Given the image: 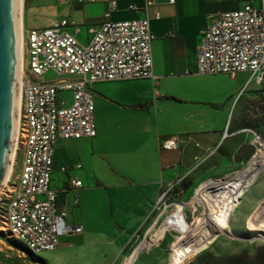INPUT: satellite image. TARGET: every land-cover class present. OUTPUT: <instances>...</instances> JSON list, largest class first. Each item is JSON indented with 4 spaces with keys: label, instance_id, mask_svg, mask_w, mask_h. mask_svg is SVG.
I'll return each instance as SVG.
<instances>
[{
    "label": "crops",
    "instance_id": "0c3cea01",
    "mask_svg": "<svg viewBox=\"0 0 264 264\" xmlns=\"http://www.w3.org/2000/svg\"><path fill=\"white\" fill-rule=\"evenodd\" d=\"M169 1L66 3L61 20L69 21L68 32L77 30L80 43L87 42V28L104 21L107 13L109 21L146 16L153 36L154 77L93 84L95 137L61 140L55 146L51 187L58 191V205L69 210L67 221L82 227L81 233L65 236V244L77 246L75 257L91 245L98 256H103L104 246L117 252L128 235L139 233L155 199L174 182L191 186L214 172L242 170L251 160V131L264 122L242 114L264 105V80L257 85L248 73L229 77L195 70L201 30L241 3ZM156 12L159 19H154ZM168 137H174L177 146L161 150L159 141ZM71 179L82 187L63 193ZM74 196L78 206L71 209ZM91 234L102 238L91 242Z\"/></svg>",
    "mask_w": 264,
    "mask_h": 264
},
{
    "label": "built area",
    "instance_id": "2783aa9c",
    "mask_svg": "<svg viewBox=\"0 0 264 264\" xmlns=\"http://www.w3.org/2000/svg\"><path fill=\"white\" fill-rule=\"evenodd\" d=\"M252 1L258 2V6L254 7ZM145 2L150 5L152 0ZM237 2L241 7L219 13L201 30L195 70L200 75L229 77L248 73L251 81L261 85L264 80V0ZM115 6L112 2L111 7ZM128 8L134 9V5L129 4ZM159 17L156 12L154 19ZM107 18L108 13L104 21L87 28L86 43L77 40V30L67 31L70 25L67 19L22 33L17 130L20 166L16 182L2 193L0 230L35 256L56 250L62 237L82 231L81 225L67 223L69 210L58 205V191L51 187V177L57 142L92 139L96 135L91 86L98 82L154 77L149 18L126 21ZM49 71L59 79L43 81L42 76ZM251 133L253 138L260 137ZM176 146L174 137L159 141V148L164 151ZM180 183L181 180L174 182L162 192L156 205L164 197H181ZM81 187L80 181L71 179L62 192ZM77 206L78 199L74 196L70 208Z\"/></svg>",
    "mask_w": 264,
    "mask_h": 264
},
{
    "label": "rangeland",
    "instance_id": "374dc122",
    "mask_svg": "<svg viewBox=\"0 0 264 264\" xmlns=\"http://www.w3.org/2000/svg\"><path fill=\"white\" fill-rule=\"evenodd\" d=\"M68 0H22L21 4V24L24 30L47 28L61 20L66 9ZM226 9V8H225ZM59 79L52 71L45 73L42 80L50 82ZM67 93H64L66 96ZM259 111L250 108L249 112H244L243 118L254 119L264 122V105L256 106ZM254 117V118H252ZM261 129H255V133L264 140V124ZM254 143V138H253ZM259 144L254 143L252 156L259 148ZM20 147L17 144L13 160V171L8 181H4L0 186V226L3 213L2 193L7 188L12 187L18 177L20 166ZM239 171H223L211 173L207 178L191 186L186 185V192L182 197H164L159 205L155 199L148 215L143 218L142 227L132 236L128 235L127 245L121 243L120 248L115 252L111 247L104 246L103 256H98L96 247L91 245L75 257L78 252L77 246L65 244V238L60 239L58 248L51 252H39L35 255L28 253L14 239L0 230V264H223L222 260L232 256L253 255L258 248L264 245V234L256 230L248 229L247 219L252 213L260 210L264 205V169L255 177L253 184L247 191L246 201L236 209L228 220V225L224 233L218 234L202 251L183 260L175 251V243L184 238L185 233L175 228H166L165 224L173 215L176 206L184 205L182 215L185 221L195 227L203 209L196 204L188 203L194 196L198 186L209 180H227ZM166 206V210L164 207ZM77 213V210H76ZM147 215V216H148ZM78 216V215H76ZM70 218V214L69 217ZM69 223V221H67ZM71 224V223H69ZM154 224L151 232L157 231L156 240H152V233L145 237L147 230ZM76 225V224H75ZM102 236L91 234V242L100 240ZM143 238L147 240L143 249L138 250L135 246ZM68 240V239H67ZM68 243V242H67ZM74 247V248H72ZM93 248V250H90ZM73 249V250H72ZM93 252V253H92ZM7 255V257H5Z\"/></svg>",
    "mask_w": 264,
    "mask_h": 264
},
{
    "label": "bare ground",
    "instance_id": "6f19581e",
    "mask_svg": "<svg viewBox=\"0 0 264 264\" xmlns=\"http://www.w3.org/2000/svg\"><path fill=\"white\" fill-rule=\"evenodd\" d=\"M21 4L19 0V88L16 104V131L10 158L8 175L4 181H8L13 171V160L16 152L17 130L20 104V76L22 66V33L21 24ZM254 143L259 144V148L251 157L250 162L227 180H209L198 186L194 196L188 202L201 206L203 212L199 217L198 224L191 227L182 215L184 205H177L173 215L165 224L166 228H175L185 233L184 238L175 243V251L183 260L202 251L218 234L225 232L231 214L238 209L247 197V191L254 182L255 177L264 169V140L261 137L254 138ZM246 201V200H245ZM248 229L256 230L264 234V205L263 207L248 216ZM154 224L147 230L145 237L152 233V240H156L158 232L153 230ZM143 238L135 247L143 249L147 240Z\"/></svg>",
    "mask_w": 264,
    "mask_h": 264
},
{
    "label": "water",
    "instance_id": "95a60500",
    "mask_svg": "<svg viewBox=\"0 0 264 264\" xmlns=\"http://www.w3.org/2000/svg\"><path fill=\"white\" fill-rule=\"evenodd\" d=\"M19 88V0H0V186L8 175Z\"/></svg>",
    "mask_w": 264,
    "mask_h": 264
},
{
    "label": "trees",
    "instance_id": "16d2710c",
    "mask_svg": "<svg viewBox=\"0 0 264 264\" xmlns=\"http://www.w3.org/2000/svg\"><path fill=\"white\" fill-rule=\"evenodd\" d=\"M185 186V183L181 181L180 187L183 189ZM222 262L223 264H264V245L258 248L253 255L232 256Z\"/></svg>",
    "mask_w": 264,
    "mask_h": 264
}]
</instances>
